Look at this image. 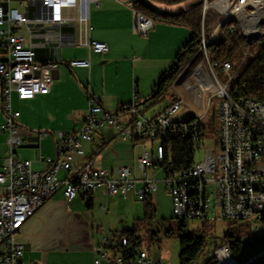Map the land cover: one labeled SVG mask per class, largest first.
Listing matches in <instances>:
<instances>
[{"label": "built area", "instance_id": "built-area-1", "mask_svg": "<svg viewBox=\"0 0 264 264\" xmlns=\"http://www.w3.org/2000/svg\"><path fill=\"white\" fill-rule=\"evenodd\" d=\"M11 1L0 0V110L4 114L2 131L7 135L9 144L0 169V185L4 187L0 194V264H21L25 246L17 239L18 233L36 210L59 189H63L68 201L81 193L97 190H105L112 196H125L137 190L140 201L154 206V192L160 181L151 175V171L158 168L164 174L163 182L173 198V212L177 218H207L211 199L214 198L224 219L248 225L251 234L245 237L247 241L253 242L261 234L259 225H264V101L233 95L230 91L232 86L221 81L218 64L212 60L208 48V41L218 36L217 26L207 34L205 21L211 10L223 17L245 4L264 5V0H228L227 8H223L222 0H203L201 43L191 56L178 58L177 70L169 84L173 93L172 102L152 118L145 117L136 102L125 111L131 115V121L124 122L117 114L105 109L101 95L90 91L89 108L82 126L73 131L58 132L59 155L45 158L48 166L45 172L35 171L31 160L16 155L18 149L29 147L32 142L29 132L24 133L20 126L21 112L13 107L12 98L15 94L24 101L48 94L54 79L45 72L57 68L58 63L39 62L35 48L25 45V37L18 32V28L34 23L71 27L79 45L104 54L108 51L107 44L90 38V6L99 5L100 0H39L42 14L35 19L11 7ZM19 1L23 4L29 0ZM120 1L133 9L134 31L147 35L156 20L138 10L135 0ZM254 16L244 14L237 25L241 36L261 42L248 36L251 31L247 20ZM262 22L264 16L253 28L264 29ZM245 50L243 54L246 56L248 53ZM200 54L201 61L194 64ZM90 64L89 59L70 62L71 67H89ZM231 68L232 63L225 62L221 71L228 73ZM184 91L198 111L194 109L184 119L177 120L176 114L188 105ZM215 97L222 98L217 106L221 142L219 153L216 155L211 145L204 146V157L200 162H195L189 169H177L173 151L171 147L167 148L166 142L172 138L202 141L205 118L213 107ZM105 125L112 126L123 140L155 144V153L145 149L139 158L140 176L129 166L113 170L97 168L93 158L74 169V158L84 155L82 140H92L94 131ZM47 135L48 132L37 133L40 139ZM60 172H65L66 176L61 178ZM139 184L141 187L137 189ZM103 244L105 248L99 251L94 264H164L152 258L147 248L134 254L128 236L121 238L120 245L111 252L107 249L113 246L109 238H105ZM226 253L236 262L226 244L216 254L219 264H227Z\"/></svg>", "mask_w": 264, "mask_h": 264}, {"label": "crops", "instance_id": "crops-1", "mask_svg": "<svg viewBox=\"0 0 264 264\" xmlns=\"http://www.w3.org/2000/svg\"><path fill=\"white\" fill-rule=\"evenodd\" d=\"M182 5L165 8L175 11L189 6ZM11 7L26 12L31 19L42 14L39 0L23 4L12 0ZM89 24L91 40L107 44L108 51L104 54L79 45L71 27L34 23L18 28L25 37V45L35 48L39 62L58 63L57 68L45 72L54 79L48 94L24 101L15 94L12 98L13 107L21 112L20 126L24 133L29 132L32 142L29 147L18 149L16 155L31 160L37 172L48 169L45 158L59 155L58 132L82 126L89 108L90 91L101 95L105 109L124 122L131 121V115L125 111L136 102L147 118L161 113L172 102L173 93L170 91L165 106L152 113L148 111L149 116L144 109L158 97L149 102L147 99L152 98L161 77L174 68L180 51L194 35L190 27L164 20L156 21L147 35H141L134 31L133 9L120 0H100L99 5L92 4ZM74 59H89L91 64L71 67ZM3 120L0 110V169L9 151L7 135L2 131ZM38 132H48V135L40 139ZM82 147L84 155L74 158V169L93 158L97 168L113 170L129 166L138 176L141 175L139 158L144 150L155 153L154 143L123 140L110 125L95 130L92 140H82ZM156 173L157 169L151 171L153 176ZM59 176L64 178L66 173L60 172ZM140 187L139 184L137 189ZM3 191L0 185V194ZM134 200H139L137 190L125 196H112L105 190H97L81 193L68 201L63 189H59L18 233L17 239L25 246L21 264H94L99 251L105 248V238L113 245L107 248L111 252L120 245L119 235L129 230L135 231L142 242L138 251L147 248L152 258L168 264V257L162 250L155 253L145 245L146 240H157L151 221L146 217V202H143V211L137 206L133 217L123 212ZM153 207L156 209V203Z\"/></svg>", "mask_w": 264, "mask_h": 264}, {"label": "trees", "instance_id": "trees-1", "mask_svg": "<svg viewBox=\"0 0 264 264\" xmlns=\"http://www.w3.org/2000/svg\"><path fill=\"white\" fill-rule=\"evenodd\" d=\"M156 4H166L167 6L180 5L185 2L191 1V5L184 11L177 15H160L154 13L144 3L135 0V7L144 14L153 17L156 21L164 20L174 24L185 25L193 29L192 40L180 51L178 58L191 56L194 54L201 43L202 32V11L203 3L200 0H152ZM213 1V0H210ZM211 14V15H210ZM208 19V20H207ZM222 15L211 10L208 12L205 21V31L210 34L213 29L220 23ZM224 23L218 32V36L208 45L211 58L218 64V70L225 62L239 61L244 50L247 48V42L241 36L236 20ZM235 22V23H234ZM214 26V27H213ZM234 26V29L232 27ZM178 63L172 70L165 73L159 83L157 84L156 96L147 99V102L153 98H157L166 91V87L174 78L177 70ZM231 93L237 96H244L255 98L264 101V45L261 46L257 54L251 59L247 67L240 74L238 79L233 83ZM188 119V118H186ZM202 144L201 141L195 142L188 138H172L166 142V146L171 147L173 151V161L177 169L185 170L191 168L195 164L196 153ZM146 217L152 219L155 217L156 209L150 202L145 203ZM184 221L188 220L185 218ZM185 227V224L182 225ZM247 224L237 223L235 226L229 228L225 235L227 244L229 245L234 257L237 259V264H264V248L254 253L249 258L239 261L243 253V233L248 230ZM128 236L132 251L138 252L142 242L136 236L133 230L126 231L119 235L120 239ZM259 237V236H258ZM262 238V236H260ZM257 239V238H256ZM181 253L180 264H195L200 255L206 247L204 237L194 235H184L180 239ZM207 264H219L216 256L211 257Z\"/></svg>", "mask_w": 264, "mask_h": 264}, {"label": "rangeland", "instance_id": "rangeland-1", "mask_svg": "<svg viewBox=\"0 0 264 264\" xmlns=\"http://www.w3.org/2000/svg\"><path fill=\"white\" fill-rule=\"evenodd\" d=\"M190 4L191 1H188L183 3L182 6L186 7ZM13 5L17 6L16 3H14ZM158 5L164 8L172 7V6H167L166 4H158ZM261 15L262 16L264 15V11L261 13ZM262 25L264 27V22H262ZM261 39L263 40V44H264V34L261 37ZM261 46L263 45L261 44V42H258L257 40H255L252 44L247 43L246 50L248 54L246 56L243 54L242 58L239 61L231 62L232 68L228 73L227 72L225 73L223 71H218V75L221 81L223 83H229V86L231 87L233 83L238 79L240 74L243 72V70L247 67L251 59H253V57L260 50ZM201 55L202 54L198 56L194 64H198L201 61L202 59ZM170 90L171 87L170 85H168L163 95L158 97L155 100V103L152 102L150 105L145 107L144 111L147 112L150 111L152 113V111H156L161 107L165 106L169 100V94L171 93ZM179 90L181 91L183 90L181 86ZM184 95L188 105L183 106V108L176 114L175 119L177 120L187 117L195 110L198 111V109H196L194 104L191 102L189 96L185 94V91H184ZM221 100L222 98L215 97L213 99V107L206 115L205 131L201 141L202 146L200 145V148L196 153V157H195L196 162H200L203 159L204 146L205 147L210 145L213 146L216 155L220 151L221 142H220L219 125L217 122V111H218L217 106ZM200 111L201 110H199V112ZM150 112H148L146 115H148ZM155 177L160 182L158 183V189L156 190V192H154V198L156 202V212H155L156 215L154 218L150 219V221L152 224L153 232L157 236V240H155L154 242H152L151 240H146L145 241L146 247H150L152 249V252L155 253L159 252V250H162V252L165 253L168 257V264H180L181 236L196 234L198 236L204 237L206 241V247L203 253L198 258V260L195 262V264H207L208 260L213 256H216V259L218 260L216 254L220 251V249L224 245L227 244L225 239V235L227 231L229 230L230 227L235 226L237 223L240 222H238L237 220L229 221L227 219H224L221 216L220 208L215 204L214 198L211 199L210 202L211 206L207 218L188 219L186 221H184V219L177 218L173 212V198L166 189V184L163 182L164 174L159 168L157 169V173L155 174ZM138 205L139 207H142L141 211H143L144 208L143 202L140 200H134L132 201V204L129 206V208L125 209L123 212L126 213L128 217H133V213L136 210H138L137 207ZM127 212L129 213L127 214ZM183 224H185V227L182 226ZM259 226H260L261 234L258 235L259 237H257V239H255L253 242H249L245 239L247 235L251 234L250 229L246 230L243 233L244 246H243V253L239 258L240 262L249 258L254 253L264 248V225H259ZM260 236H262V238ZM157 241L159 242L157 243ZM159 245H161L162 249H159ZM226 262H227V257H226ZM233 262H227V264H232V263L237 264V262H235L234 259Z\"/></svg>", "mask_w": 264, "mask_h": 264}, {"label": "bare ground", "instance_id": "bare-ground-1", "mask_svg": "<svg viewBox=\"0 0 264 264\" xmlns=\"http://www.w3.org/2000/svg\"><path fill=\"white\" fill-rule=\"evenodd\" d=\"M227 1L228 0H222V2H224V7L223 8H227ZM264 11V5H262L261 3H251V4H245L244 7H236L235 9L231 10L230 14L224 15L220 21V23L217 25V33L219 32L220 28L223 26L224 23H227L228 21H232V19H234L233 21L236 20V22L238 20H241V17L244 16V14H252L255 15L254 17H249L247 20V23L250 27V31L251 34H249V38H258L262 43L263 40L261 39V37L264 34V29L262 27H258V28H253L255 27V23L259 20V18L262 16L261 13ZM264 16V15H263ZM208 20V19H207ZM235 23V22H234ZM244 38V40L249 43L252 44L255 40L249 42L250 39L242 36ZM214 39H210V41H208V45L210 43H212ZM227 257V262H233V257L229 256V253L226 254ZM237 262V260H236Z\"/></svg>", "mask_w": 264, "mask_h": 264}, {"label": "water", "instance_id": "water-1", "mask_svg": "<svg viewBox=\"0 0 264 264\" xmlns=\"http://www.w3.org/2000/svg\"><path fill=\"white\" fill-rule=\"evenodd\" d=\"M139 2H142L144 3L146 6H148L154 13H157V14H160V15H177L179 13H181L182 11H184L185 9L184 8H180L178 10H175V11H172V10H169V9H166L162 6H159L158 4H156L154 1L152 0H137ZM200 4L203 3V0H200L199 2ZM251 42V40L249 41ZM262 45H264L262 42H261ZM156 96V93L153 94L152 97H155Z\"/></svg>", "mask_w": 264, "mask_h": 264}]
</instances>
